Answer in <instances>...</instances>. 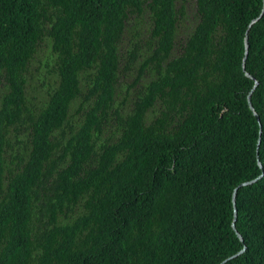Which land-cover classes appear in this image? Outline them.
Here are the masks:
<instances>
[{"label":"trees","instance_id":"obj_1","mask_svg":"<svg viewBox=\"0 0 264 264\" xmlns=\"http://www.w3.org/2000/svg\"><path fill=\"white\" fill-rule=\"evenodd\" d=\"M195 1L0 0V264H264V0Z\"/></svg>","mask_w":264,"mask_h":264},{"label":"rangeland","instance_id":"obj_2","mask_svg":"<svg viewBox=\"0 0 264 264\" xmlns=\"http://www.w3.org/2000/svg\"><path fill=\"white\" fill-rule=\"evenodd\" d=\"M195 3V0H188V4L186 3L188 14L186 22L184 23V28L185 26L188 28L194 22V14L196 11ZM50 50L51 47L49 46L48 42L43 44L42 47L39 49V52L33 64V68H31L32 73L30 74V82L31 88L33 90L31 95L35 100L40 99L48 89L49 83L53 82V73H51L53 69V63L50 59V66H46L48 58L50 57ZM132 81L133 77H127V84L130 85Z\"/></svg>","mask_w":264,"mask_h":264},{"label":"water","instance_id":"obj_3","mask_svg":"<svg viewBox=\"0 0 264 264\" xmlns=\"http://www.w3.org/2000/svg\"><path fill=\"white\" fill-rule=\"evenodd\" d=\"M263 14H264V9H263V11H262L260 17L263 16ZM254 22H255V21H254ZM248 49H249L248 37H246V51H245V58H244V65H243L244 70H245L246 59H247V56H248ZM246 75L255 81L254 88H256L257 85H258V82H257V81L254 79V77L251 76L248 72H246ZM251 95H252V91H251V93H250L249 96H248V101H249V105H250L251 109L254 110V107H253V105H252V103H251ZM255 115H256L257 119L260 121V118H259V116H258V114H257L256 112H255ZM261 133H262V130L260 131V134H261ZM260 141H261V139H259V143H260ZM259 165H260V167H262V165H261L260 162H259ZM260 178H261V177L255 179V180H252V181H250V182L242 183V184L240 185V187L247 186V185H251V184L257 182ZM236 195H237V190H235V193H234V199H233L234 209H235V217H234V221H233V228H234L235 231L238 233V231H237V229H236V218H237ZM238 236H239L240 239L243 241V238H242V236H241L239 233H238ZM244 251H245V249L242 250L239 254H241V253L244 252ZM239 254H236V255L230 257L229 259H227L226 261H224V263H226V262H227L228 260H230V259H233V258L237 257Z\"/></svg>","mask_w":264,"mask_h":264}]
</instances>
